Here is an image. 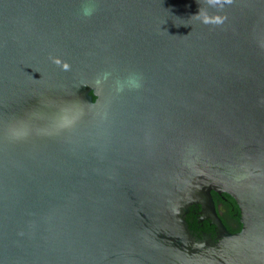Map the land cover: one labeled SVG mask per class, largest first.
<instances>
[{
    "label": "water",
    "instance_id": "obj_1",
    "mask_svg": "<svg viewBox=\"0 0 264 264\" xmlns=\"http://www.w3.org/2000/svg\"><path fill=\"white\" fill-rule=\"evenodd\" d=\"M200 6L0 0V264H264V0Z\"/></svg>",
    "mask_w": 264,
    "mask_h": 264
},
{
    "label": "flooded vegetation",
    "instance_id": "obj_2",
    "mask_svg": "<svg viewBox=\"0 0 264 264\" xmlns=\"http://www.w3.org/2000/svg\"><path fill=\"white\" fill-rule=\"evenodd\" d=\"M212 195H213L215 204L217 206V209L219 211L220 217H221V215L223 216V219L222 218L221 219L224 220L223 221L224 224L227 226V228L230 231H232V232L238 231L241 228L242 224L240 222V209H239L238 204L234 200V198H232V199H233V201H235L236 206H234L232 199L226 196L227 193H225V192L218 193L216 191H212ZM236 208H237V210H236ZM232 212H234V215ZM197 216H198V214H197ZM198 221L200 223L199 229H201L204 225V221H209V220L202 219L198 216ZM210 224H211V222H210ZM211 225H213V224H211ZM214 228H215V226H214ZM194 236L197 237L198 239H204L205 240L208 237H211L212 239L216 240L215 230H214V235H212L211 232L204 231L202 236H199L198 233L195 234Z\"/></svg>",
    "mask_w": 264,
    "mask_h": 264
},
{
    "label": "clouds",
    "instance_id": "obj_3",
    "mask_svg": "<svg viewBox=\"0 0 264 264\" xmlns=\"http://www.w3.org/2000/svg\"><path fill=\"white\" fill-rule=\"evenodd\" d=\"M197 2L201 5L199 7V10L196 14L192 15L191 18L205 24V25H214L219 26L222 25L225 20L227 19L226 16H221L219 14H210L208 9L213 8L217 9V11H222L223 8L226 5H231L233 3V0H203V3H201V0H197ZM206 6V7H205ZM91 12L89 10H85V15H90ZM52 62L56 64L57 66L61 67L64 71L70 70V65L66 62L61 61L57 57H50ZM99 83V81H98Z\"/></svg>",
    "mask_w": 264,
    "mask_h": 264
},
{
    "label": "trees",
    "instance_id": "obj_4",
    "mask_svg": "<svg viewBox=\"0 0 264 264\" xmlns=\"http://www.w3.org/2000/svg\"><path fill=\"white\" fill-rule=\"evenodd\" d=\"M226 196L232 199V197H230L229 194H227ZM232 201H233V199H232ZM233 204H234V206H236L235 201H233ZM199 209H200L199 206L192 205V206H190V210H189V212L186 215V221H187V224H188V227H189L190 231L194 235L198 233L199 236H202L204 231L211 232L212 235H214L215 228H214L213 225L210 224L209 221H204L203 227L201 229H199V224L200 223L198 221V216H197V214L199 212ZM236 210H237V208H236ZM232 213L234 215V212H232ZM221 218L223 219L222 215H221Z\"/></svg>",
    "mask_w": 264,
    "mask_h": 264
}]
</instances>
